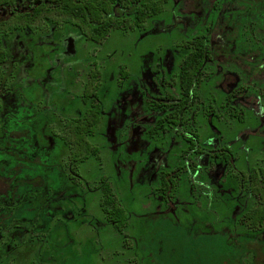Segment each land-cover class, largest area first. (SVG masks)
Returning a JSON list of instances; mask_svg holds the SVG:
<instances>
[{"label":"rangeland","instance_id":"obj_1","mask_svg":"<svg viewBox=\"0 0 264 264\" xmlns=\"http://www.w3.org/2000/svg\"><path fill=\"white\" fill-rule=\"evenodd\" d=\"M128 18L100 42L57 16L3 35L0 264H264V229L239 221L255 202L240 172L264 169V0H168L140 26ZM197 35L209 54L175 124ZM94 69L98 151L75 171L65 122L88 107ZM165 170L177 186L164 197ZM103 177L123 232L102 210Z\"/></svg>","mask_w":264,"mask_h":264},{"label":"trees","instance_id":"obj_2","mask_svg":"<svg viewBox=\"0 0 264 264\" xmlns=\"http://www.w3.org/2000/svg\"><path fill=\"white\" fill-rule=\"evenodd\" d=\"M18 1H0V4L3 3L9 6L12 12L14 11L10 18L0 20V25L3 27L13 29L18 22L22 26H30L47 16H58L59 19H69L87 38L100 42L108 37L113 27L128 26L130 15L133 16L134 25H142L147 18L161 12L168 0H20L21 10L16 13L14 5ZM188 43L191 50L182 61L179 74L181 99L176 105V110L170 113L168 118L175 124L181 122L180 113L196 98L195 86L200 81L205 58L209 54L204 35H197ZM5 62V51L0 47V82L4 78L2 65ZM98 77H100L99 70H92L85 85L83 99L88 103L86 110L77 117L68 118L65 122L62 141L70 147L69 161L75 171L80 168L83 161L98 151L90 140L101 119V104L97 98L100 88ZM151 103H155L154 106L152 105L155 108L167 106L159 102ZM166 117L159 120L160 124ZM194 136L198 138L197 134ZM221 155L226 161H230L229 154ZM240 174L247 189L254 196L255 202L239 217V221L254 232L261 231L264 229V169L251 168ZM176 181L172 172L165 170L160 173V190L164 197L167 196V192L170 196V192H173L177 186ZM102 197L101 207L107 220L117 231L123 232L128 224L127 210L119 202L112 184L104 177Z\"/></svg>","mask_w":264,"mask_h":264},{"label":"flooded vegetation","instance_id":"obj_3","mask_svg":"<svg viewBox=\"0 0 264 264\" xmlns=\"http://www.w3.org/2000/svg\"><path fill=\"white\" fill-rule=\"evenodd\" d=\"M1 1V0H0ZM15 8V12L19 13V11L21 10V5H20V0L15 3L14 5ZM14 12V11H13ZM13 12L10 10V7L1 3L0 4V20H4V19H8L11 17V15L13 14ZM58 17V16H57ZM69 20V19H68ZM73 24V23H72ZM20 26H22V24L20 22L15 23L14 28L10 29V27L5 28V26L3 27V25H0V47L3 48V50L5 51V58H6V62L2 65V71L4 74V78L3 80L0 82V96L3 95L4 92V88L6 87V82L8 79V67H10V62H9V58L7 56V51L5 49V46L2 44L3 40L2 37L4 34H11L13 31H15L17 28H19ZM78 28V27H77ZM80 30V32L85 36V34L81 31L80 28H78ZM86 37V36H85ZM87 38V37H86ZM89 39V38H88ZM13 66V65H12ZM85 89V88H84ZM1 99V97H0Z\"/></svg>","mask_w":264,"mask_h":264}]
</instances>
